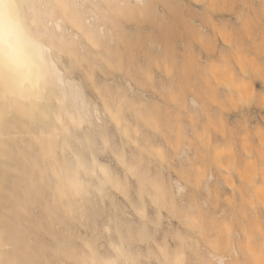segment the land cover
<instances>
[{
	"label": "rangeland",
	"instance_id": "obj_1",
	"mask_svg": "<svg viewBox=\"0 0 264 264\" xmlns=\"http://www.w3.org/2000/svg\"><path fill=\"white\" fill-rule=\"evenodd\" d=\"M252 1L145 0L106 7L114 19L105 22L115 34L107 55L127 67L94 69L100 86L87 87L105 109L112 142L143 174L131 182L142 185L148 217L137 243L147 247L151 263L264 264V0ZM146 39L159 51L148 54ZM121 76L155 99L146 104L123 98L108 82ZM189 96L201 102L199 113L188 112ZM182 145L193 156L185 168L176 162ZM247 153L251 160H245ZM163 172L186 180L184 206L173 201ZM110 173L123 174L119 168ZM210 173L214 183L206 193ZM158 179L167 207H154L148 195ZM131 192L129 198H136ZM120 198L123 211H132L130 199ZM189 220L197 231L183 225Z\"/></svg>",
	"mask_w": 264,
	"mask_h": 264
},
{
	"label": "bare ground",
	"instance_id": "obj_2",
	"mask_svg": "<svg viewBox=\"0 0 264 264\" xmlns=\"http://www.w3.org/2000/svg\"><path fill=\"white\" fill-rule=\"evenodd\" d=\"M144 2L0 0V15L22 25L36 45L32 66L23 77L0 69V264H154L148 261L147 247L137 243L144 239L141 230L146 228L148 210L141 201L142 185L131 181L143 174L112 142L105 109L87 87L92 83L90 88L98 89L94 77L105 66L119 69L125 64L107 55L115 34L105 22L114 19L106 7ZM158 45L146 39L144 48L149 54L159 51ZM113 78L108 82L130 102L147 104L155 99L135 88L129 77ZM186 106L191 114L202 110L195 96L187 98ZM246 156L251 160L252 153ZM192 157L190 148L182 145L177 165L188 167ZM116 168L123 174L110 173ZM163 173L173 201L184 206L186 180ZM159 179L152 182L148 195L154 207H167ZM211 181L210 173L203 183L206 193ZM132 188L136 198L130 199ZM116 195L130 199L132 211H123ZM201 206L207 208L205 199ZM183 225L197 231L190 220ZM162 254L169 255L164 249Z\"/></svg>",
	"mask_w": 264,
	"mask_h": 264
},
{
	"label": "clouds",
	"instance_id": "obj_3",
	"mask_svg": "<svg viewBox=\"0 0 264 264\" xmlns=\"http://www.w3.org/2000/svg\"><path fill=\"white\" fill-rule=\"evenodd\" d=\"M36 55V45L22 25L10 17L0 15V69H8L24 76Z\"/></svg>",
	"mask_w": 264,
	"mask_h": 264
},
{
	"label": "crops",
	"instance_id": "obj_4",
	"mask_svg": "<svg viewBox=\"0 0 264 264\" xmlns=\"http://www.w3.org/2000/svg\"><path fill=\"white\" fill-rule=\"evenodd\" d=\"M191 152H192V150H191ZM195 157H196V156H194V160H195ZM194 160H193V162H194ZM213 183H214V180L212 181L211 185H213Z\"/></svg>",
	"mask_w": 264,
	"mask_h": 264
}]
</instances>
